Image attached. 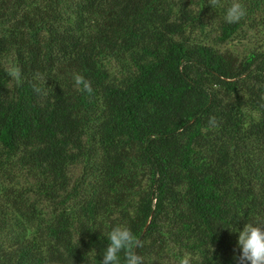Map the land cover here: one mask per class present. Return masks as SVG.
<instances>
[{
	"label": "trees",
	"instance_id": "16d2710c",
	"mask_svg": "<svg viewBox=\"0 0 264 264\" xmlns=\"http://www.w3.org/2000/svg\"><path fill=\"white\" fill-rule=\"evenodd\" d=\"M233 2L0 0V264H98L114 226L144 264H236L230 230L264 226V40L213 44L264 34V0L207 31Z\"/></svg>",
	"mask_w": 264,
	"mask_h": 264
},
{
	"label": "clouds",
	"instance_id": "9594fccd",
	"mask_svg": "<svg viewBox=\"0 0 264 264\" xmlns=\"http://www.w3.org/2000/svg\"><path fill=\"white\" fill-rule=\"evenodd\" d=\"M246 14V8L239 0H234L225 9L224 22L238 23ZM74 83L84 92L92 91L90 84L80 75L74 77ZM230 231L237 234L236 264H264V226L244 223L242 228L235 227ZM106 241L102 259L98 261V264H144L143 258L134 250L139 247V242L127 226L112 227L106 234Z\"/></svg>",
	"mask_w": 264,
	"mask_h": 264
},
{
	"label": "rangeland",
	"instance_id": "374dc122",
	"mask_svg": "<svg viewBox=\"0 0 264 264\" xmlns=\"http://www.w3.org/2000/svg\"><path fill=\"white\" fill-rule=\"evenodd\" d=\"M222 13V12H220ZM224 17V13L222 14H215L214 17L211 19L210 16L207 17L208 21L210 22V25L207 27V31L212 30V26L216 28L217 22L221 20ZM206 31V32H207ZM264 40V34L263 33H256L249 27V23H246V25L243 27V29L235 35L229 42L226 44H213L215 48L222 52H230L233 53L239 57H242L246 52L252 50L257 44L262 43ZM82 173L81 165L76 167V170L74 171L75 175H79Z\"/></svg>",
	"mask_w": 264,
	"mask_h": 264
}]
</instances>
